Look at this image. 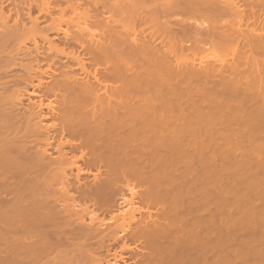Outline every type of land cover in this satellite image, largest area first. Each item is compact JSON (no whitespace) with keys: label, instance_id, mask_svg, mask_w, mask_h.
<instances>
[{"label":"bare ground","instance_id":"6f19581e","mask_svg":"<svg viewBox=\"0 0 264 264\" xmlns=\"http://www.w3.org/2000/svg\"><path fill=\"white\" fill-rule=\"evenodd\" d=\"M67 12L77 18L76 34ZM52 32L63 34L62 48L48 37ZM214 51L226 58L207 59ZM44 77L51 79L47 88ZM30 87L59 94L58 123L45 125L55 117L42 115L43 99L24 105ZM7 91L14 98L6 106ZM178 121L202 127L209 141L159 130ZM147 125L158 129L146 132ZM259 128L264 0H0V264H102L112 243H123L119 252L132 251L126 240L142 244L135 264H236L239 254L233 258L227 242L241 218L225 209L226 198L217 197L211 209L212 195L204 190L231 193L240 180L251 183L257 166L264 171V159L258 160L264 139L234 133ZM219 135L234 143L211 147ZM245 142L252 146L243 149ZM197 171L205 180L199 203L191 194ZM135 185L140 206L125 200L132 204L127 226L118 230L125 237L91 212L89 221L83 218L90 206L109 212L118 188L132 192ZM247 215V227L241 225L257 234ZM250 250L264 261V251Z\"/></svg>","mask_w":264,"mask_h":264},{"label":"rangeland","instance_id":"374dc122","mask_svg":"<svg viewBox=\"0 0 264 264\" xmlns=\"http://www.w3.org/2000/svg\"><path fill=\"white\" fill-rule=\"evenodd\" d=\"M63 7V6H62ZM56 15V14H55ZM67 15V16H66ZM73 16V14L71 13V12H67V14H65V17H68L69 19L71 18ZM115 18V17H114ZM71 21L72 22H74V24L73 25H71V26H69L68 28H69V30L71 31V33L72 34H76L77 33V26H79L78 25V23H76V22H78L77 21V18H76V16H73V18H71ZM63 26V27H62ZM61 26V30H63V28H65L66 29V27L64 26V25H62ZM90 26V27H89ZM88 27H89V32H91V33H94V31L96 32L97 31V29H96V27H94L93 25H89ZM60 34L58 35V33H49V35H48V37H50L53 41L52 42H54V43H56V44H60V43H62V41H63V38H62V36H63V31H62V33L61 32H59ZM95 34V33H94ZM61 35V36H60ZM58 36V37H57ZM59 37H60V39H59ZM28 38V37H27ZM26 38V39H27ZM59 39V40H58ZM62 39V40H61ZM61 40V41H60ZM59 41H60V43H59ZM58 47L59 46H61V44L60 45H57ZM63 46V45H62ZM62 46H61V48H62ZM60 48V47H59ZM69 48V47H68ZM70 48H71V46H70ZM44 50V49H43ZM69 50H71V49H69ZM68 49H67V51H69ZM41 51H42V49H41ZM76 51H74V53H75ZM84 52H82V51H79V57H83V58H85V59H87V56H83L84 54H83ZM77 54V52L75 53V55ZM83 54V55H82ZM207 59H210V60H222V59H224V58H226V54H224L223 52H220V51H214V52H208L207 54ZM206 55H205V58H206ZM54 57V56H53ZM57 59L58 60V58L57 57H54L53 59ZM40 59V58H39ZM53 60V61H57V60ZM60 59V58H59ZM62 59V61L64 60L63 58H61ZM60 59V60H61ZM55 63V62H54ZM60 62H58V63H56L57 64V66H56V69L54 68V70H58L59 68V65L61 66V64H63V63H67L66 62V60H64V62L62 63H60ZM69 63V62H68ZM70 64V63H69ZM73 65H74V63H72ZM71 64V65H72ZM88 64V63H87ZM86 64V65H87ZM42 67H41V69H45L46 67H47V65L44 63L43 65H41ZM87 66H89V65H87ZM92 65L90 64V67H91ZM93 67V66H92ZM91 67V68H92ZM53 68V67H52ZM58 68V69H57ZM75 68V67H74ZM47 69V68H46ZM95 68L93 67L92 68V70L90 69V68H87V70L88 71H93ZM77 72L78 74H79V76H80V73H79V69H78V71H77V69L76 70H74L73 72ZM57 72V71H56ZM74 73V74H77V73ZM46 73H49L48 71L46 72ZM9 74H12V72H10ZM77 74V75H78ZM46 77V76H45ZM45 77H44V79H45ZM48 79L49 80H51L49 77L47 78V81H46V79L44 80L45 82H46V87L45 88H47L48 87V85H49V82L51 83V81H48ZM35 81V80H34ZM33 81V83H34V85L37 83L36 81L34 82ZM32 83V84H33ZM47 83H48V85H47ZM44 85V86H45ZM116 85H119V84H116ZM41 88H44L43 87V85L41 86ZM44 88V89H45ZM35 88H28V93L30 94V96H31V99L30 98H27L26 100H24V105L26 106L29 102H34V103H37V104H39L38 102H41L42 101V99H43V101H42V104L45 106V105H47V106H45V108H44V106H42L43 108V110H41L42 111V113H44V114H42V115H49L50 114V112H52L50 115H52L53 113V116L55 117V115H57V112H58V109L60 110V108H58V105H60V104H58L59 102H60V99H59V94L57 95L58 96V98L56 97L55 98V96H56V93H53V92H51V94L53 93V94H55V96L52 94H50V93H43L41 90H43V89H40V90H38V89H35V94H33L32 93V91L34 90ZM48 90V89H47ZM42 92V94H41V92ZM43 91H45L46 92V89L45 90H43ZM56 92V91H55ZM58 93V92H57ZM34 96H33V95ZM43 94H45V95H47V96H44ZM50 94V95H49ZM43 96V98L41 97V96ZM12 96H14V94H13V91H12V94H11V91H7L6 93H5V104H6V106L12 101V99L11 98H14V97H12ZM29 96V97H30ZM39 97H41V99H38ZM44 97H45V99H44ZM10 99H11V101H10ZM58 99H59V101H58ZM39 100V101H38ZM51 104V105H50ZM51 106V107H49V109H48V106ZM51 108H52V110H51ZM46 109H48V110H46ZM54 109V110H53ZM51 110V111H50ZM56 113H55V112ZM229 116V115H228ZM228 118V117H227ZM245 120L246 121H248V120H250V118L249 117H247V118H245ZM46 123H45V125H49V126H51L52 124H55V123H58V120H56V117L55 118H53L52 116H48V118H47V120L45 121ZM170 128V131H172V133H173V135H174V137L176 138V139H179V140H187V141H191V140H196V141H199V142H207V141H209V134H208V132H205L206 130H203L202 129V127H200V126H198V125H194V126H191V125H188V123H179V121L178 122H176V123H173V124H171V125H169L168 127H165V128H160L159 130L160 131H164V132H166V130L167 129H169ZM146 132H150V131H152V130H155V131H157V127H152V126H150V125H147V126H144V128H143ZM219 129V128H218ZM217 129V130H218ZM215 130H216V128H215ZM221 131V130H220ZM234 133H236L237 135H241V134H243V133H248L249 135H251V136H253L252 138L253 139H255V140H258L259 138H263L264 139V128H259V129H254V130H249L248 129V131H242V129H235L234 130ZM208 134V135H207ZM66 138H68V137H66ZM230 141V142H232V143H234V141H233V138L231 137V138H229V139H227V138H223L222 136H214L213 137V139H212V142H211V147H213V148H215V149H220L223 145H224V143L226 142V141ZM252 146V144L251 143H248V142H245V143H243L242 144V148L243 149H249L250 147ZM190 149V148H189ZM258 155H259V157H258V160L260 159V160H263L264 159V151L263 150H261L260 151V153H258ZM257 158H254V159H252L250 162L251 163H256V161L258 162V160H256ZM79 165H81L80 164V162H79ZM83 168H84V166H82ZM176 168L178 167V166H175ZM192 167L193 168H196V169H200L201 167H200V164L198 163V162H192ZM262 166H257V171H256V173H255V176L251 179V185L250 186H248V184H247V182L245 183V181H243V180H240V183H242V184H238V182H239V180H237L236 178H233L234 180H231L230 178H229V180L230 181H234L235 183H237L238 185L236 186V184H234L235 186L234 187H237L235 190L234 189H232V191H231V193L229 192L230 191V189L231 188H226V190L228 189V191H226L225 189H224V191L222 190V192L221 191H216V190H214V189H212V188H207V189H205L204 191H206V190H208L207 192H209V194L210 195H212V198H211V200H210V202H211V209H214L215 207V205L217 204L216 202H217V200H215V199H217V197H218V201L220 200V199H222V202H223V199H225L226 201H227V207L225 206V203L223 204V206L225 207V209L226 208H228L229 206L230 207H232V213H234L233 215L236 217V218H234V219H237L238 217L239 218H241V223H240V220L238 221V223L239 224H237V222L236 221H234L233 223H234V226L237 224V226L239 227H234V239L232 238L231 239V242L232 241H234V242H227L228 243V245L230 246H228L227 247V251H229V253H231V252H235L236 251V253H234L233 254V258H236V255L237 254H239V257H238V255H237V258L236 259H234L233 261H234V263H236V264H245V263H248L249 261H255L256 262V264H260L261 263V261H258V260H256V258H252L253 256H251L252 255V253H251V248L254 246V250H255V248H256V251H254V252H256L257 253V251L260 253V252H262V251H264V245H263V247H262V244H264V234H263V232H264V230H262L261 231V227L262 226H264V224L262 225V223H264V213L263 212H261L262 211V209H264V208H262V207H264V203H263V199H264V171L262 170V168H261ZM86 168H84V170H85ZM87 170V169H86ZM75 171H73V173H74ZM92 173H95V170L94 169H92L91 170V174ZM193 176H192V178H193V181H191L192 183L194 182L195 184H194V190H193V192L191 191V194H193L194 195V200H200L199 198H200V195H201V193H203V191H202V189H201V185L202 184H205L204 182H205V180H204V176H202V173H201V171H197L196 173H194V174H192ZM89 177V176H88ZM91 177H92V175H90V177H89V179H91ZM221 177V176H220ZM201 178H203V179H201ZM239 178V177H238ZM236 179V180H235ZM228 180V181H229ZM91 181V180H90ZM218 181V180H217ZM227 181V180H226ZM242 181V182H241ZM198 182V183H197ZM221 182V181H220ZM226 183L225 182V180L224 181H222V183ZM217 183V182H216ZM219 183V182H218ZM199 184H200V187H199ZM246 184V185H245ZM195 185H196V187H195ZM243 185H245L246 186V188H245V186H243ZM253 185V186H252ZM243 188H242V187ZM248 186V187H247ZM239 188H242V189H239ZM245 188V189H244ZM135 189V190H134ZM239 189V190H238ZM244 189V190H243ZM133 190H134V192H133ZM133 190H132V192H130V191H128V189L127 188H125V187H123V186H120L119 188H118V190L114 193V198H115V204L117 203V204H119V205H113V207L110 209V211L109 212H107V211H105V212H98L97 213V209H93V207H88L87 209H89V210H86V211H88L89 213H87V214H85V216H84V214H83V218L85 219V220H87V221H89V218H87L86 216H88V217H90V216H92V215H90L89 216V214H93V216L94 217H98L100 220L102 219L103 220V222L104 223H106L107 224V226H109L111 229H116V230H114V231H117V233L119 234V232H118V230L121 232V230H123V225H124V223H125V225L127 226V224H126V222L128 221V214H129V206L130 205H132V204H130V203H126L125 202V200H127L128 202H129V200L130 201H132L133 202V205H132V208H134V207H139L140 205L138 204V202H139V197H137V192L138 193H140V187H138L137 185H135L134 186V188H133ZM201 192H200V191ZM233 190L234 191H236L235 193L233 192ZM136 191V192H135ZM232 192H233V194H234V196L232 195ZM131 193V194H130ZM133 193H136L137 195L136 196H134L133 195ZM232 195V196H231ZM201 196H203V195H201ZM222 196V197H221ZM244 196V197H243ZM224 197V198H223ZM242 197V198H241ZM134 198V199H133ZM138 198V199H137ZM220 198V199H219ZM241 198V199H240ZM246 198V199H245ZM124 199V200H123ZM244 200V201H242L243 203L244 202H246V203H250V205L248 204L247 206L245 205L244 207H243V203L240 201V203L242 204H240V203H238L239 202V200ZM192 200V199H191ZM253 201V202H249V201ZM260 200H261V203H260ZM194 202V201H193ZM198 202V201H197ZM201 202V201H200ZM210 202H209V204H210ZM222 202H221V204H222ZM123 203H125V204H123ZM199 203V202H198ZM219 204V203H218ZM240 204V205H239ZM240 206H241V208H240ZM115 207V208H114ZM195 204H194V210L195 211H197V213H199V214H201V216H202V214L204 213V212H201L200 211V208H199V210H196V209H198L197 207H196V209H195ZM213 207V208H212ZM261 207V208H260ZM260 208V209H259ZM131 209V208H130ZM135 209V208H134ZM144 209V208H143ZM231 209V208H230ZM91 210H93V211H91ZM94 210H96V211H94ZM127 210H129L128 212H127ZM133 209H131V211H132ZM154 210H155V208L153 209V210H151L152 212H154ZM150 211V212H151ZM156 211V210H155ZM91 212V213H90ZM96 212V214H94ZM107 212V213H106ZM201 212V213H200ZM128 213V214H127ZM157 212H154V213H151L152 215V218L153 217H156L155 216V214H156ZM239 213V214H238ZM261 213H263V214H261ZM127 214V215H126ZM135 215H134V217H135V220L136 219H138V217L140 218L141 216H139V214L137 213V212H135L134 213ZM143 214H145V212L143 211ZM143 214H140V215H143ZM242 214H244V215H242ZM248 214V215H247ZM249 214H250V217H252V218H250V217H248L249 216ZM96 215V216H95ZM204 216L205 215H207L206 213L205 214H203ZM239 215H242V216H239ZM245 215H247V219L250 221V223H249V225L250 224H252V226L250 227L251 229L254 227L255 229H257V230H255V232L257 233V234H252L253 232L252 231H254L253 229L251 230V231H248L247 230V228H245V223H244V220H245V218H243L242 219V217H246ZM92 216V217H93ZM127 216V217H126ZM238 216V217H237ZM123 217L125 218L124 220H123ZM91 218V217H90ZM111 218V219H110ZM242 220H243V223H242ZM86 221V222H87ZM123 221H125V222H123ZM230 223H231V225L233 224L232 223V221H230ZM105 224V225H106ZM241 224H243V225H245V226H243V225H241ZM124 225V227H126ZM135 225V224H134ZM231 225H229V226H231ZM241 225V226H240ZM131 227L129 228V230L130 229H132L133 228V223H131V225H130ZM260 226V227H259ZM226 227V225L223 227V226H221V228H225ZM233 227V226H232ZM247 227V226H246ZM121 228V229H120ZM238 228V229H237ZM242 228V229H241ZM232 229V228H231ZM260 229V230H259ZM262 229H264V227H262ZM231 231V230H230ZM233 231V230H232ZM237 231V232H236ZM242 231H243V233H242ZM246 231V232H245ZM259 231H261L260 233H259ZM239 232H241L240 234H239ZM248 232H250L249 234L250 235H248L247 233ZM246 233V234H245ZM261 234V235H260ZM119 235H121L122 237H125L126 235H127V233H126V235L124 234V233H120ZM118 235V236H119ZM125 235V236H124ZM230 241V240H229ZM125 246H128L129 248H131V249H133L132 251L130 250H127V251H122V252H119L120 251V248H122L123 246V243H121L120 241H118L116 244H114V243H112L111 245L112 246H110V253L109 254H107L106 252H105V249H104V251H102V252H100L99 253V255H101L102 256V253L103 252H105L107 255L106 256H100L101 257V260L100 261H102V260H104L105 261V263L102 261V264H106V262H110V264H135L136 262H135V260H134V253L136 252L135 250L137 249V250H139L140 248H141V243L140 242H136V243H133L132 241H128V240H126L125 242ZM226 243V244H227ZM122 246V247H121ZM257 246H258V248H257ZM260 246V247H259ZM251 247V248H250ZM262 247V248H261ZM260 248H261V250L262 251H259L260 250ZM230 249H232V250H230ZM237 249V250H236ZM235 250V251H234ZM239 250H241L240 252H239ZM135 251V252H134ZM115 252L117 253V254H115ZM237 252H239V253H237ZM242 252V253H241ZM247 252H248V254H247ZM251 254H250V253ZM252 252H253V250H252ZM253 252V253H254ZM105 253H103V255L105 254ZM262 253H264V252H262ZM115 254V255H114ZM236 254V255H235ZM243 254H244V256H243ZM249 254H250V257H251V259H247L246 257H248L249 256ZM261 254V253H260ZM115 257V258H114ZM245 257V258H244ZM250 257H248V258H250ZM102 258H104V259H102ZM242 258V259H241ZM243 258H244V261H246L245 263L243 262ZM246 259V260H245ZM262 259H264V258H262ZM261 259V260H262ZM114 262H116V263H114ZM258 262V263H257ZM263 260H262V263L261 264H263ZM178 263V262H177ZM196 263H198V262H196ZM249 263H251V262H249ZM253 263V262H252ZM179 264H181L180 262H179ZM253 264H255V263H253Z\"/></svg>","mask_w":264,"mask_h":264},{"label":"flooded vegetation","instance_id":"af4514ba","mask_svg":"<svg viewBox=\"0 0 264 264\" xmlns=\"http://www.w3.org/2000/svg\"><path fill=\"white\" fill-rule=\"evenodd\" d=\"M135 260V259H134ZM137 260V259H136Z\"/></svg>","mask_w":264,"mask_h":264}]
</instances>
